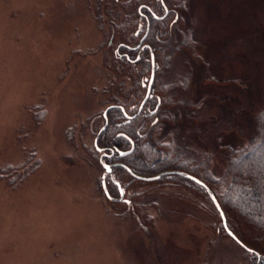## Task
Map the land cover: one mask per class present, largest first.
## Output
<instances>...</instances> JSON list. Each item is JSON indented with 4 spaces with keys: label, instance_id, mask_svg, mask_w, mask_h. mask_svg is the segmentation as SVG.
Listing matches in <instances>:
<instances>
[{
    "label": "rangeland",
    "instance_id": "374dc122",
    "mask_svg": "<svg viewBox=\"0 0 264 264\" xmlns=\"http://www.w3.org/2000/svg\"><path fill=\"white\" fill-rule=\"evenodd\" d=\"M164 1L176 18L153 78L158 139L216 176L264 110V0ZM153 3L0 0V264H250L202 193L106 177L94 150L103 111H132L150 77L115 59L131 40L113 29L128 20L136 42L134 6Z\"/></svg>",
    "mask_w": 264,
    "mask_h": 264
},
{
    "label": "trees",
    "instance_id": "16d2710c",
    "mask_svg": "<svg viewBox=\"0 0 264 264\" xmlns=\"http://www.w3.org/2000/svg\"><path fill=\"white\" fill-rule=\"evenodd\" d=\"M153 5L134 6L132 13L143 23L136 42L133 37H126L128 20L119 23L113 31L120 34L121 40H131V44L116 45L115 59H122L128 65L140 62L149 74L152 59L155 79L157 58L163 48H167L165 41L176 13L174 7L164 0H154ZM163 95L164 92L153 82L147 106L144 103L141 111L138 108L144 96L132 111L117 104L105 109L106 116L103 118L102 115L103 125L95 135L93 147L99 155H108L105 158L107 163H113L106 177L120 171L124 177L139 183L166 181L186 184L193 191L202 193L216 210L206 192L208 189L223 213L227 229L237 241L231 239L247 253L250 264H264V110L252 122L247 142L239 148L228 146L223 173L212 176L206 160H201L203 155L199 156L192 149L179 150L173 143H163L158 139L157 131L161 125L157 123L159 118L155 112L164 102L158 104V100H164ZM169 104L165 102V105ZM104 125L105 129L100 131ZM131 147L129 154L118 155V152L128 151ZM156 176L158 178L151 179ZM188 176L199 180L203 186ZM106 187L109 192L118 194L117 185L111 179L107 180ZM216 212L220 230L227 236L219 212Z\"/></svg>",
    "mask_w": 264,
    "mask_h": 264
},
{
    "label": "water",
    "instance_id": "95a60500",
    "mask_svg": "<svg viewBox=\"0 0 264 264\" xmlns=\"http://www.w3.org/2000/svg\"><path fill=\"white\" fill-rule=\"evenodd\" d=\"M153 78H154V64H153V60L151 59L150 77H149V81H148V84H147L146 93H145V96H144V98H143V100H142V102H141L140 107L142 106V104L146 101V99H147L148 96H149L150 88H151V85H152V82H153ZM102 115H103V118H105V116H106V110L103 111V114H102ZM104 129H105V125L101 128L100 131H102V130H104ZM94 144H95V142H94ZM95 148H96V150H97L98 152H100V149H98L96 146H95ZM132 149H133V147H131L130 150H128V151H125V152H118V155H119V156H125V155L129 154V153L132 151ZM103 157H104V154H101V155H100V161H102ZM102 167L104 168V170H105L106 173H109V172H110V166H109L108 164H105V163L102 162ZM156 178H158V176H156L155 178H151V179H156ZM188 178H189L190 180H193V181L196 182L197 184L203 186V183L200 182L199 180H197V179H195V178H193V177H190V176H188ZM206 192H207L209 198L211 199V201L213 202V204H214L216 210L219 212V215H220V217H221V221H222V225H223V227H224V229H225L227 235H228L230 238H232L234 241H237L236 238L234 237V235H233V234L227 229L226 224H225V219H224L223 213L221 212V210H220V208H219V205H218V203H217V201H216L214 195H213L212 193H210V191H209L208 189L206 190Z\"/></svg>",
    "mask_w": 264,
    "mask_h": 264
},
{
    "label": "flooded vegetation",
    "instance_id": "af4514ba",
    "mask_svg": "<svg viewBox=\"0 0 264 264\" xmlns=\"http://www.w3.org/2000/svg\"><path fill=\"white\" fill-rule=\"evenodd\" d=\"M149 97V96H148ZM143 100V99H142ZM147 100V99H146ZM142 102V101H141ZM146 102V101H145ZM144 102V103H145ZM144 103L142 104V106L144 105ZM140 105H141V103H140ZM140 105H139V108H138V111H141V109H142V106L140 107ZM132 116V115H131ZM129 117V116H128ZM101 154H104V157H103V159H105L106 158V156H108L106 153H101ZM105 164H108L109 166H110V171H111V168H112V165H113V163L111 162V163H105ZM117 185V189H118V194H119V200H121L122 199V192H121V190H120V185L119 184H116ZM122 201V200H121Z\"/></svg>",
    "mask_w": 264,
    "mask_h": 264
}]
</instances>
